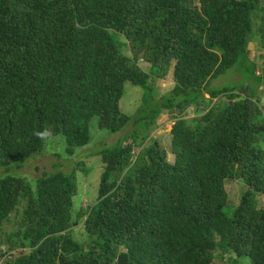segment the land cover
<instances>
[{
  "label": "trees",
  "instance_id": "16d2710c",
  "mask_svg": "<svg viewBox=\"0 0 264 264\" xmlns=\"http://www.w3.org/2000/svg\"><path fill=\"white\" fill-rule=\"evenodd\" d=\"M252 32L264 50V0H0V233L14 227L0 235V260L118 264L126 253L128 264H264V76ZM231 69L260 80L211 84ZM126 83L143 90L134 116L120 106ZM164 110L179 113L174 162L147 142ZM95 118L101 131H133L97 152L94 204L74 207L84 161L43 170L35 186L12 173L50 137L73 155ZM233 181L243 191L230 206Z\"/></svg>",
  "mask_w": 264,
  "mask_h": 264
},
{
  "label": "rangeland",
  "instance_id": "374dc122",
  "mask_svg": "<svg viewBox=\"0 0 264 264\" xmlns=\"http://www.w3.org/2000/svg\"><path fill=\"white\" fill-rule=\"evenodd\" d=\"M254 33L255 32L250 33L251 41L248 43V50L250 58L254 60L258 65L257 73L264 76V50L261 49L259 38ZM140 66L146 72H150L151 70L150 65L146 63L143 59L140 61ZM173 69L174 63L170 69L168 77L164 81L159 80L157 84L161 95H164L170 91V86L173 82ZM247 75H249V72H246L244 77L243 73L231 69L228 70L224 75H221L216 79L212 80L211 84L214 87H221L223 85L235 84L241 79L243 81H247L248 79L249 81H251L250 79H252V81L256 82L260 80V78L254 79V76L250 77ZM262 80L263 81L258 85V89L260 90L259 92L262 93L260 94L263 95L262 97L264 98V77ZM256 82L252 84L256 85ZM142 96V88L134 86L130 83H126L124 95L120 101L121 109L125 113L134 116V114L137 112V109L142 104ZM206 96L208 97L209 95ZM160 98L161 96L158 97V100ZM192 116H194V114H192L191 117ZM177 117H179V113L177 111L169 112L168 110H164L157 121V125L155 127L153 126L150 129V136L147 138L148 143L157 139L162 144V146H164L163 148L166 149L168 153L167 159L169 162H174V155L170 151V130ZM131 131H133V123L119 133H110L107 130L101 131L98 128V118H95L90 124V143L84 147L69 149L73 151V155L69 153L68 146L67 144H65L64 139V143H62L59 140L62 139L61 137H50L46 140V146H48V142L50 143L49 148L47 149L46 147V151L41 156H36L32 159H29L24 165H22L23 167L21 166L23 169H19L17 171L14 170L15 172L13 171L12 173L19 172V175L25 176L35 186L36 178L41 176L43 170L52 171L54 170V166L56 164H60L61 168L64 171L70 172L72 171L76 162L84 161L86 163V167L88 168V172L85 173V171L83 170L77 171L79 191L78 194L74 197V207L76 211L79 210L81 207L86 208L87 206L92 205L97 201L100 178L103 172V162L101 159V155H98L97 152H99L103 148L112 147L119 138H123ZM168 138L169 149H167ZM129 141H131V139H129ZM57 153L61 156L58 157V159L55 156V154ZM227 188L230 194V206H234L235 204H237L240 198V195L243 191V186L239 182L233 181L227 183ZM259 201L260 205L264 206L263 196L259 197ZM15 217V213L11 215V222L14 221ZM80 225L81 223H75L77 230L80 228L78 227ZM13 228V223H5L1 227V231L3 233H0V235L6 233V231H12ZM78 234V231H76V233L74 234V238L81 239ZM0 247L3 249L4 245H1Z\"/></svg>",
  "mask_w": 264,
  "mask_h": 264
},
{
  "label": "water",
  "instance_id": "95a60500",
  "mask_svg": "<svg viewBox=\"0 0 264 264\" xmlns=\"http://www.w3.org/2000/svg\"><path fill=\"white\" fill-rule=\"evenodd\" d=\"M118 264H128V256L126 253L120 254L117 257Z\"/></svg>",
  "mask_w": 264,
  "mask_h": 264
},
{
  "label": "built area",
  "instance_id": "2783aa9c",
  "mask_svg": "<svg viewBox=\"0 0 264 264\" xmlns=\"http://www.w3.org/2000/svg\"><path fill=\"white\" fill-rule=\"evenodd\" d=\"M0 264H4L2 260H0Z\"/></svg>",
  "mask_w": 264,
  "mask_h": 264
},
{
  "label": "clouds",
  "instance_id": "9594fccd",
  "mask_svg": "<svg viewBox=\"0 0 264 264\" xmlns=\"http://www.w3.org/2000/svg\"><path fill=\"white\" fill-rule=\"evenodd\" d=\"M123 254V253H122Z\"/></svg>",
  "mask_w": 264,
  "mask_h": 264
}]
</instances>
